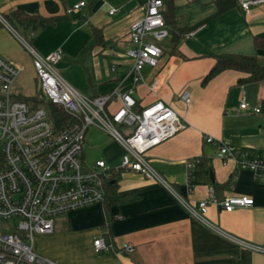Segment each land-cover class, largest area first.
<instances>
[{"label":"crops","instance_id":"1","mask_svg":"<svg viewBox=\"0 0 264 264\" xmlns=\"http://www.w3.org/2000/svg\"><path fill=\"white\" fill-rule=\"evenodd\" d=\"M80 1L83 6L69 11ZM215 1L166 0L162 11L169 20L168 36L158 42L162 53L154 67L143 66V80L133 83L129 74L132 59L127 54L133 49L128 27L141 17L145 0H0V14L4 16L19 11L50 19L44 27L19 29V33L27 35L31 47L41 55L59 49L62 57L55 68L79 93L94 97L114 89H131L135 109L159 99L174 111L184 127L149 149L147 157L183 200L195 204L206 198L211 188L218 200L243 195L253 201L250 207L229 212L208 205L204 221H200L164 186L136 172L121 171L118 201L66 212L65 220H57L59 215L53 219L49 233L54 225L69 233L77 247L76 263L264 264L263 252L242 245L264 249V183L255 181L252 173L236 162L240 155L224 160L217 150L222 143L247 158L264 160V117L238 109L244 100L264 111V77L239 84L237 79L245 73L226 69L201 84L215 54L255 55L264 64V41L254 44L255 37L264 40V2L243 12L238 0H233V6L216 13ZM93 28L100 31L101 43H94ZM173 28L184 31L175 42ZM0 57L20 68L15 83L30 82L34 93L31 57L2 25ZM27 61L31 67L24 81ZM155 75V89L149 91L148 84ZM117 105L113 100L108 109L113 111ZM206 136L214 142H205ZM110 145L112 153L102 147L105 159H98L115 168L121 149L114 142ZM186 160L192 161L189 191ZM112 161L116 164L111 165ZM99 236L114 247L128 244L133 251L96 250L92 240Z\"/></svg>","mask_w":264,"mask_h":264},{"label":"built area","instance_id":"2","mask_svg":"<svg viewBox=\"0 0 264 264\" xmlns=\"http://www.w3.org/2000/svg\"><path fill=\"white\" fill-rule=\"evenodd\" d=\"M263 2L238 0L237 5L247 12L250 7ZM83 4L80 1L69 11H75ZM162 7V0H145L141 17L129 24L128 40L133 49L127 54L132 59L129 74L133 83L143 80V66L154 67L162 53L158 42L168 36ZM112 12V9L109 10V13ZM0 25L8 29L30 55L38 91L35 104L21 99L14 89L20 68L0 57V220H14L0 227V264H60L33 250V234L51 232L57 215L102 203L103 180L111 169L133 171L164 186L190 215L200 221H204L208 205L229 212L253 204L252 198L243 195L218 200L211 188L206 198L195 204L183 200L154 170L147 157L149 149L184 127L168 105L156 99L135 109L131 89H114L106 95L85 96L55 69L62 57L59 49L41 55L2 14ZM156 82L157 75L149 82V91H154ZM182 98L185 103L188 102L186 94ZM113 100L118 105L110 111L108 105ZM49 105L59 107L68 119L56 125ZM238 109L264 117V111L248 105L244 100L239 102ZM90 126L105 132L121 147L117 167L108 166L102 159L95 160L91 165L83 161L82 141ZM204 141L214 142L210 136H206ZM217 150L224 160H235L240 155L236 162L248 169L255 181L264 183L263 159L247 158L222 143L218 144ZM191 162L186 160L187 191L190 190ZM92 245L102 251L124 254L133 251L128 244L114 247L111 241H105L100 236L93 238ZM242 245L264 253V249L256 246Z\"/></svg>","mask_w":264,"mask_h":264},{"label":"trees","instance_id":"3","mask_svg":"<svg viewBox=\"0 0 264 264\" xmlns=\"http://www.w3.org/2000/svg\"><path fill=\"white\" fill-rule=\"evenodd\" d=\"M163 5H165L166 0H162ZM216 13H220L227 8L234 5L233 0H216ZM170 8V7H169ZM162 18L164 23H169L168 18L165 15V12L161 11ZM167 14V12H166ZM8 23L17 31L19 29L29 28L31 30L44 27L50 22V19L41 17L39 15H29L23 12L15 11L10 16H5ZM172 23V22H171ZM174 29V28H173ZM184 31L175 29L172 32V40L175 42L178 35L182 34ZM24 37L27 35L22 34ZM92 38L94 43H101L102 36L99 30L95 28L92 29ZM261 40L257 37L254 38V44L259 45ZM261 44V43H260ZM213 64L203 76L201 84H205L212 77L217 75L223 70L232 69L245 73L244 77L237 79V83H247L260 80L264 77V64L261 59L255 55H241V54H232V53H221L213 55ZM21 99L33 102L34 104L38 101L36 96H20ZM51 118L55 121L56 125H59L63 120L68 119V115L65 114L61 109L54 105H49ZM122 170L120 169H111L109 175L106 179L103 180V201L104 202H116L119 200V196L116 193L117 181L119 179V174Z\"/></svg>","mask_w":264,"mask_h":264},{"label":"rangeland","instance_id":"4","mask_svg":"<svg viewBox=\"0 0 264 264\" xmlns=\"http://www.w3.org/2000/svg\"><path fill=\"white\" fill-rule=\"evenodd\" d=\"M30 67H31L30 63L27 61L25 63V71L22 73L24 74L26 72L27 74V76L26 75L23 76L24 81L26 78H28ZM14 89L21 96H27L28 94L26 95V93H30V94L32 93L29 96H33V95L37 96L38 94L37 89L33 93L34 86L33 84H30V82L24 85L15 83ZM43 101L45 100L43 99ZM112 142H114L121 149V147L111 138L109 139L105 133L95 129L94 126H90L87 129L82 141L83 161L87 165H91L99 157L105 159L104 152L100 148L106 147L107 150L111 152L113 148H111L110 143ZM121 153H122V149H121ZM112 156L115 155L112 154ZM109 163H111V165H115L116 161H112ZM70 213H72V211ZM67 215L68 213H64L57 216L56 218L57 220H65ZM13 221H14L13 219L7 220V222H5L4 220H0V227L3 224L12 223ZM68 235L69 233L65 232L60 228H57L56 225H54V231L52 233L44 234V235L33 234L32 236L33 250L45 258L61 264H80V263H76L77 260L76 256H78L77 255L78 253L76 254L77 247L73 245V242Z\"/></svg>","mask_w":264,"mask_h":264}]
</instances>
